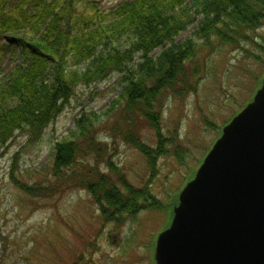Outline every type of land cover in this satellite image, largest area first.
<instances>
[{
	"label": "trees",
	"instance_id": "1",
	"mask_svg": "<svg viewBox=\"0 0 264 264\" xmlns=\"http://www.w3.org/2000/svg\"><path fill=\"white\" fill-rule=\"evenodd\" d=\"M196 19L191 35L175 43ZM261 27L264 0H123L108 9L93 0H0V70L7 59L15 62L0 81V148L16 132L27 137L26 145L37 144L80 91L118 77L109 107L81 111L67 136L53 145V185L64 189L22 184L14 167L10 179L37 198L77 187L91 195L104 223L116 228L127 213L165 209L151 186H133L112 160L100 162L98 135L122 129L111 136L140 151L154 174L158 159L180 139L177 129L171 137L161 132L164 105L196 92L200 54L213 52L216 43L243 48L244 42L254 43L250 36ZM156 49L161 51L153 55ZM143 129L154 131V148L140 139Z\"/></svg>",
	"mask_w": 264,
	"mask_h": 264
},
{
	"label": "rangeland",
	"instance_id": "2",
	"mask_svg": "<svg viewBox=\"0 0 264 264\" xmlns=\"http://www.w3.org/2000/svg\"><path fill=\"white\" fill-rule=\"evenodd\" d=\"M93 1L108 9L123 0ZM190 13L193 16V11ZM198 23L197 20L181 32L174 42L188 38ZM250 37L254 43L244 42L243 48L219 43L213 52L206 48V53L198 58L203 69L196 92L184 100L166 101L161 132L171 137V132L177 129L180 139L176 148L170 146L169 154L158 159L154 174L148 171L140 151L111 136L113 131L122 129L102 132L96 139L100 145V162L106 165L112 160L133 186L140 187L143 183L151 186L152 194L166 204L164 211L143 207L133 215L127 213L126 221L116 228L104 223L91 195L77 187L37 198L26 194L10 179L14 167L19 169L16 179L22 184L64 189L66 185H53V145L67 136L81 111H105L109 107L118 91L115 89L118 77L98 84L95 89L88 88L84 94L80 91L71 106L44 130L37 144L26 145L27 137L16 132L0 148V264H74L75 261L77 264H155L153 240L170 225L178 194L191 178L190 170L198 167L197 159L212 147L223 125L253 96L263 66L261 59L264 61V27ZM160 51L156 49L153 55ZM14 64L12 59H7L0 70V81ZM142 131L140 139L150 149L154 148V131ZM17 153V165L13 166ZM102 170L111 175L103 167Z\"/></svg>",
	"mask_w": 264,
	"mask_h": 264
},
{
	"label": "water",
	"instance_id": "3",
	"mask_svg": "<svg viewBox=\"0 0 264 264\" xmlns=\"http://www.w3.org/2000/svg\"><path fill=\"white\" fill-rule=\"evenodd\" d=\"M155 264H264V75L178 195Z\"/></svg>",
	"mask_w": 264,
	"mask_h": 264
}]
</instances>
